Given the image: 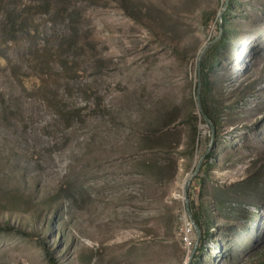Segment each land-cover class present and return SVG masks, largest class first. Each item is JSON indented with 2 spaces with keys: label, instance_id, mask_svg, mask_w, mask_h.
Masks as SVG:
<instances>
[{
  "label": "rangeland",
  "instance_id": "rangeland-1",
  "mask_svg": "<svg viewBox=\"0 0 264 264\" xmlns=\"http://www.w3.org/2000/svg\"><path fill=\"white\" fill-rule=\"evenodd\" d=\"M53 262L264 264V0H0V264Z\"/></svg>",
  "mask_w": 264,
  "mask_h": 264
},
{
  "label": "water",
  "instance_id": "water-1",
  "mask_svg": "<svg viewBox=\"0 0 264 264\" xmlns=\"http://www.w3.org/2000/svg\"><path fill=\"white\" fill-rule=\"evenodd\" d=\"M205 117H206V116H205ZM206 118H207V117H206ZM199 163H200V162H198L197 167H196L195 171L193 172L192 176L195 174L196 170L198 169V167H199ZM192 176H191V177H192ZM191 177L188 178V179H186V181H185V195H187V186H188V183H189ZM190 218H191V216H190ZM191 220L193 221L192 218H191ZM193 223H194V227H195V229L197 230V232H199L198 226L196 225V223H195L194 221H193Z\"/></svg>",
  "mask_w": 264,
  "mask_h": 264
},
{
  "label": "built area",
  "instance_id": "built-area-1",
  "mask_svg": "<svg viewBox=\"0 0 264 264\" xmlns=\"http://www.w3.org/2000/svg\"><path fill=\"white\" fill-rule=\"evenodd\" d=\"M186 223H187L186 229H187V228H189V229H190V228H191V226H192V223H191V221H190V220H187V222H186ZM187 239H188V237H187ZM188 242L190 243V240H189V239H188Z\"/></svg>",
  "mask_w": 264,
  "mask_h": 264
},
{
  "label": "trees",
  "instance_id": "trees-1",
  "mask_svg": "<svg viewBox=\"0 0 264 264\" xmlns=\"http://www.w3.org/2000/svg\"><path fill=\"white\" fill-rule=\"evenodd\" d=\"M198 222V221H197ZM199 223V222H198ZM199 226L201 227V225H200V223H199ZM53 264H54V262H53Z\"/></svg>",
  "mask_w": 264,
  "mask_h": 264
}]
</instances>
